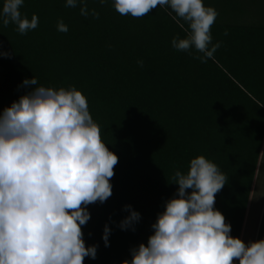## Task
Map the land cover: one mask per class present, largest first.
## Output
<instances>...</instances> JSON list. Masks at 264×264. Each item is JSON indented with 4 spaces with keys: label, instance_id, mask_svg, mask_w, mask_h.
I'll use <instances>...</instances> for the list:
<instances>
[{
    "label": "trees",
    "instance_id": "obj_1",
    "mask_svg": "<svg viewBox=\"0 0 264 264\" xmlns=\"http://www.w3.org/2000/svg\"><path fill=\"white\" fill-rule=\"evenodd\" d=\"M83 3L99 18L82 16L79 0L75 8L66 0H24L22 17L39 20L25 35L0 16V115L36 87L23 85L34 77L38 86L74 87L87 98L102 141L119 159L113 195L87 206L83 238L86 247L98 248L84 264L131 261V250L147 245L178 191L175 172L186 174L199 156L228 178L214 208L240 239L264 144V29L212 26V43L221 47L201 63L194 50L172 47L174 38H187L189 26L167 8L134 18L120 15L114 0ZM61 20L67 33L57 30ZM126 205L141 215L135 231L119 226L130 215ZM263 230L264 215L258 241Z\"/></svg>",
    "mask_w": 264,
    "mask_h": 264
},
{
    "label": "clouds",
    "instance_id": "obj_2",
    "mask_svg": "<svg viewBox=\"0 0 264 264\" xmlns=\"http://www.w3.org/2000/svg\"><path fill=\"white\" fill-rule=\"evenodd\" d=\"M79 2L82 16L99 18ZM23 3L4 0L0 12L3 25L14 23L21 35L39 23L35 14L30 21L22 17ZM77 4L66 0L65 6ZM164 5L189 26L187 38H174L172 47L189 55L194 50L193 58L207 63L221 43L213 44L211 34L218 12L203 0H114L120 15L134 18ZM57 30L69 29L61 20ZM23 85L36 87L0 115V264H84L85 257L96 258L98 248L86 247L83 238L82 226L91 219L87 206L113 195L110 180L119 158L102 141L81 91L38 86L35 77ZM227 179L204 156L192 159L186 174L176 171L178 191L152 225L154 234L123 264H264V240L245 244L233 238L231 225L214 208ZM124 210L130 215L120 228L135 231L140 213L131 205ZM110 234L106 225V247Z\"/></svg>",
    "mask_w": 264,
    "mask_h": 264
},
{
    "label": "crops",
    "instance_id": "obj_3",
    "mask_svg": "<svg viewBox=\"0 0 264 264\" xmlns=\"http://www.w3.org/2000/svg\"><path fill=\"white\" fill-rule=\"evenodd\" d=\"M203 2L206 7H212L218 12L213 26L264 29V0H203ZM163 7L176 16L170 6L164 5ZM213 32L214 30L211 29V33ZM263 215L264 144L240 236V240L245 244L258 241ZM261 240H264V230ZM234 264H239V261H235Z\"/></svg>",
    "mask_w": 264,
    "mask_h": 264
}]
</instances>
